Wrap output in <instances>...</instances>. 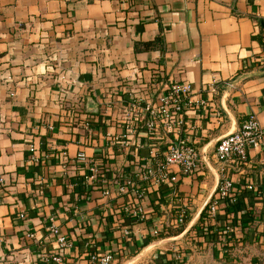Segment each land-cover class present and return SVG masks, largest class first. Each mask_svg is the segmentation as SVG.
Listing matches in <instances>:
<instances>
[{
	"label": "crops",
	"instance_id": "crops-1",
	"mask_svg": "<svg viewBox=\"0 0 264 264\" xmlns=\"http://www.w3.org/2000/svg\"><path fill=\"white\" fill-rule=\"evenodd\" d=\"M158 34L165 48L136 49ZM214 74L240 79L225 105L203 88ZM175 80L192 85L184 122L167 128L158 116L149 130L146 104L157 106L163 83ZM133 100L138 128L125 138ZM250 113L264 127V0H0V264L12 253L21 264H97L94 254H111L109 264H264V137L244 158L215 153ZM178 138L200 149L201 167L172 186L143 183L141 165L163 159ZM80 151L109 164L98 181ZM223 175L256 217L238 229L221 210L203 235L192 226ZM113 180L130 188L105 195ZM137 204L143 218L124 208ZM182 209L184 229L160 234L181 224ZM222 230L234 233L229 246L211 238ZM58 251L61 263L41 261Z\"/></svg>",
	"mask_w": 264,
	"mask_h": 264
},
{
	"label": "built area",
	"instance_id": "built-area-1",
	"mask_svg": "<svg viewBox=\"0 0 264 264\" xmlns=\"http://www.w3.org/2000/svg\"><path fill=\"white\" fill-rule=\"evenodd\" d=\"M240 80V79H239ZM237 79H223L214 74L209 81H206L203 88L212 96L215 94L222 95V103L225 105V99L228 98L231 92L237 87ZM192 85L189 82L171 81L163 83V90L159 95L157 106L152 103L146 104L147 110L152 116V119L146 121L149 130L155 128L154 117H162L163 123L167 128L180 126L184 122V112L192 103L191 99ZM140 103L138 100H133L124 107L125 115V138L129 133L137 130L135 125L137 116H140ZM219 112V109H217ZM264 137V127L260 124L258 118L254 113H250L242 120L241 123H234L231 131L220 137L216 143V156L222 160L240 159L244 158L249 148L258 147L262 144ZM34 150V147H31ZM153 153V152H152ZM153 155V154H152ZM77 159L87 166L86 176L92 182L98 181L100 173L103 170L102 163L89 157L86 152L80 151ZM202 152L198 147L190 143L188 140L178 138L170 141L167 145L163 159H150L149 162L142 164L138 174L143 183L155 182L159 185L172 186L179 179V174H192L201 167L203 162ZM4 182V175L0 172V184ZM116 182V181H115ZM113 180V187H105L103 193L109 195L112 189L117 186L120 192H125L130 188V184L119 181L115 183ZM233 183L231 179L226 176H220L217 187V196L211 197L208 200L209 212L216 215L218 211L220 199L228 196L232 191ZM252 187V185H250ZM141 196V193L139 194ZM125 210L133 212L134 215L143 218L145 216L142 206L138 205L132 209L131 206L125 205ZM187 217V211L182 209L176 217L178 223H182ZM229 231H234L235 227L232 224L225 227ZM127 234L131 233L129 228L125 231ZM31 237H36L33 231L28 232ZM72 244L65 234L57 237V245L61 249H67ZM64 258L63 252H45L41 253V261L44 263L57 262L61 263ZM94 262L97 264H109L112 259L111 254H106L98 257L96 254L92 256ZM7 264H21L16 258V254L9 255Z\"/></svg>",
	"mask_w": 264,
	"mask_h": 264
},
{
	"label": "trees",
	"instance_id": "trees-1",
	"mask_svg": "<svg viewBox=\"0 0 264 264\" xmlns=\"http://www.w3.org/2000/svg\"><path fill=\"white\" fill-rule=\"evenodd\" d=\"M135 47L138 50L159 49V48L163 49L165 48L164 38L161 34H158L152 39L136 41ZM135 125L138 128L137 119H136ZM108 165L106 161L103 159L102 166L106 169L107 167H109ZM249 189H253V185ZM244 192L245 191H243L242 194H244ZM246 205H247V202L245 200L244 195L239 196L238 193L229 194L228 196L222 198V201L220 203V210L215 216L209 212V204H207L205 208L202 210L198 221L192 226V229H198V230L201 229L203 235L209 234V231L211 230L212 226L215 224L216 220L219 219L218 215L221 214V210L225 214L224 217L231 218V222L235 226H238V229H243L245 226L253 222L256 217L255 211L252 209L246 208ZM239 210H241V214L237 215L236 213ZM186 222H187V219H185L178 226L171 228L168 231H164L160 234H163V235L164 234H176L184 229ZM233 236H234V233H229L225 230H222L221 233L214 232V235H212L211 238L215 242L221 239H224L225 241L223 243V246H229V240H231ZM164 264H170V260L169 259L165 260Z\"/></svg>",
	"mask_w": 264,
	"mask_h": 264
},
{
	"label": "water",
	"instance_id": "water-1",
	"mask_svg": "<svg viewBox=\"0 0 264 264\" xmlns=\"http://www.w3.org/2000/svg\"><path fill=\"white\" fill-rule=\"evenodd\" d=\"M88 110L91 111V112H98V103L96 102L95 98H93V97H90V98H89ZM218 184H219V182H218ZM217 187H218V185H217ZM217 187H216V189L213 191V193L210 195V197L208 198V200L214 195V193H215L216 190H217ZM208 200H207V202L205 203V205H207ZM205 205H204V208H205ZM204 208H203V209H204Z\"/></svg>",
	"mask_w": 264,
	"mask_h": 264
}]
</instances>
